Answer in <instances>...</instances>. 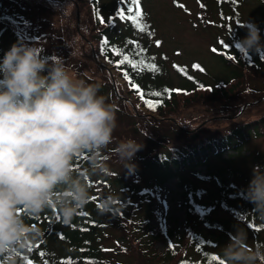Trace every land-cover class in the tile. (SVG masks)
Here are the masks:
<instances>
[{
    "label": "trees",
    "instance_id": "trees-1",
    "mask_svg": "<svg viewBox=\"0 0 264 264\" xmlns=\"http://www.w3.org/2000/svg\"><path fill=\"white\" fill-rule=\"evenodd\" d=\"M145 1L140 0L142 17L139 21L129 18L135 15L136 8L130 0L74 2L75 8L83 9L89 19L91 36L96 41L93 49L95 61L100 65L101 61L110 64L124 79L125 89L122 94L116 91L111 79L97 82L83 75V80L99 85L98 94L115 106L117 126L121 120H126L127 125H131L133 131L140 135V141L151 145L149 149L140 148L135 154L141 163L142 179L130 183L116 174L114 149L117 144L113 142L101 154V158L106 159L110 174L92 177L91 198L83 209L78 210L70 224L62 223L55 208H47L37 217L25 216V223L38 227L42 236L36 243L29 244L31 251L28 246L24 251L0 255V264H8L13 257L17 264H26L25 258L31 260L32 264H44L45 260L48 264H61L62 261H71L72 264H218L224 247L222 244L228 243L230 234H235L234 222L237 221L252 234V245L264 244V221L252 212L254 205L245 197L248 182H237L245 173L233 162L241 155L222 157L221 151L222 147L241 151L252 137L264 135V95L260 101L256 100L238 114L235 111L234 116H225V107L218 103L222 101L221 98L235 97L236 92L243 88L251 90L248 86L251 73L264 70V52L242 55L235 47V41L239 38L235 33V24L239 21L237 6L241 1L197 0L206 22L209 19L205 18L204 11L221 17L218 23L223 24L224 28L228 25L224 34H220L215 39L217 42L211 46L212 53L226 71V78L197 75L205 73V66L199 62L195 64L204 71L194 67L190 70L181 63H173L174 74L180 79L178 85L172 81L165 55L153 49L158 39H154V24ZM129 7L133 9L132 12H128ZM120 10L125 13L123 18L119 15ZM35 18L23 1L0 0V59L13 44L39 46L42 56L52 57L51 52H43V48L53 42V35L44 30L35 32L28 29ZM141 26L144 27L143 31L140 30ZM33 35L31 39L29 36ZM124 56L144 63H138L136 68L127 62L121 64ZM147 64H155L156 67L150 69L146 67ZM125 73L128 79H125ZM126 95L132 97L133 104L144 107L152 115L145 118L139 111H127L126 106L132 103L126 102ZM199 102L215 105L212 110L216 115L233 119L213 132H203L201 129L188 131L177 126L170 133H160L155 129L158 125L148 124L156 120L157 115L168 118L181 104L191 106ZM141 120L146 127L139 130ZM184 135L191 141L178 146L170 145ZM215 159H220L223 165L213 167L211 162ZM74 166L80 168L81 160H76ZM198 166L206 167L204 175L195 172ZM255 166L264 168V159L256 160ZM186 170L192 171V178L182 174ZM146 173L148 176L144 179ZM171 177H175L183 189L186 224L178 236L177 245L157 251L154 244L160 234L152 232L148 222L154 214L155 193ZM109 194L119 197L117 210L101 214L97 205L102 197ZM218 211L225 212L226 216H220ZM20 214H23L22 209ZM114 230H118L119 235L116 236ZM41 252L45 253L43 257ZM213 257L217 260H213Z\"/></svg>",
    "mask_w": 264,
    "mask_h": 264
},
{
    "label": "clouds",
    "instance_id": "clouds-1",
    "mask_svg": "<svg viewBox=\"0 0 264 264\" xmlns=\"http://www.w3.org/2000/svg\"><path fill=\"white\" fill-rule=\"evenodd\" d=\"M239 26L246 35L235 41L237 50L264 52L258 26L249 19ZM99 89L70 74L61 58L42 56L39 46L13 44L0 59V255L24 251L42 236L25 216L55 208L68 225L88 204L92 177L110 174L101 154L113 143L116 110ZM141 147L122 140L114 154L131 172ZM78 159L80 168L74 166ZM245 197L264 221V168H253ZM118 199L102 197L98 211H116ZM220 256L223 264H264V244L249 245L239 228ZM8 264H17L15 257Z\"/></svg>",
    "mask_w": 264,
    "mask_h": 264
},
{
    "label": "rangeland",
    "instance_id": "rangeland-1",
    "mask_svg": "<svg viewBox=\"0 0 264 264\" xmlns=\"http://www.w3.org/2000/svg\"><path fill=\"white\" fill-rule=\"evenodd\" d=\"M22 1L25 7L29 9L31 16L36 17L31 28L28 27V29L35 32L44 30V32L53 35V42L47 44L43 48V52L50 51L51 56L61 58L69 69L70 74L75 78L83 80L84 75L97 82L111 79L115 90L121 94L123 93L125 89L124 79L111 68L110 64L99 59L101 66L95 61L93 49H95L96 41L91 36L89 19L83 9L75 8V0H50V2L45 0H19V2ZM240 1L237 6L239 21L235 24L237 26L235 33L239 38H243L246 35V30L239 26V22L249 19L260 29L261 40L264 42V0ZM145 5L148 15L154 24V39L161 41L159 46L154 43L153 49H156L159 54L163 53L165 55L167 68L175 85L180 83V79L174 74L173 63H181L191 68L196 65L195 63L199 62L205 66V73L197 75L226 78V71H224L218 57L211 50L212 43L217 42L215 39L220 34H224L225 28L228 27L227 24L224 28L223 24L218 23L221 17H218L216 13L212 14L204 11L205 18L209 19L206 22L200 13L201 6L197 0H146ZM180 5H183V7ZM19 32L21 33V31ZM29 37L33 39L34 35ZM190 70L193 69L191 68ZM108 75H110V78ZM248 86L251 87V90L243 88V90L236 92L233 98L220 99L222 101L218 103L223 104L222 106L225 107V116H234L243 111L248 105H251L256 100L260 101L264 97V70L258 73L252 72L248 80ZM125 99L127 103H132V97L126 95ZM207 104L205 102H199L191 106L181 104L176 112L170 114L168 118H161L157 115L155 116L156 120L149 121L148 124L151 126L158 125L159 127L155 129L160 133H170L173 127L177 126L188 131L201 129L203 132H213L224 127L233 119L216 115L215 111L212 110L215 105ZM125 109L129 112L132 111V113L139 111L145 115V118H148V115H152L144 107L133 103L132 105L128 104ZM235 111H237L236 114L234 113ZM234 119L237 120L236 117ZM143 120L139 121V130L146 127L145 123H141ZM132 128L131 125H127L126 120H121L114 131L116 136L113 133V142L118 144L122 140L133 139L140 143L143 148L149 149L151 145L146 144L145 141H140V135L134 132ZM186 141L191 140L187 135H184L180 140L170 145L178 146ZM221 151L223 153L222 157H226L229 154L241 155L233 162L245 173L243 178L237 182L244 183L246 181L249 184L255 161L259 158L264 159V135L258 138L252 137L241 151H237L233 147H222ZM141 153L144 152L142 151ZM114 159L116 160L114 165L116 174L123 181L132 183L142 179V168L138 157L134 156L131 161L134 165V169L131 172L124 168L123 162L116 155ZM221 164L222 161L220 159H215L211 162L213 167L221 166ZM206 170L205 166H198L195 172L198 175H204ZM182 174L185 177L192 178V171L190 170H186ZM146 176H148L147 173L144 174V179ZM228 180L230 181L231 179ZM207 181L203 182L210 185ZM205 183L204 185H206ZM155 194L152 206L154 214L148 222V228L152 232L160 234L154 247L157 251H163L170 245H177L178 236L185 228L183 189L179 187L176 178L171 177L160 186V189ZM218 214L226 216L223 211H218ZM239 228H243V226L238 221L234 222L233 231L236 232ZM246 232L247 243L252 245V234L248 231ZM113 233L116 236L119 235L118 230H114ZM226 244L224 242L222 246ZM134 264H137V262H134Z\"/></svg>",
    "mask_w": 264,
    "mask_h": 264
},
{
    "label": "snow or ice",
    "instance_id": "snow-or-ice-1",
    "mask_svg": "<svg viewBox=\"0 0 264 264\" xmlns=\"http://www.w3.org/2000/svg\"><path fill=\"white\" fill-rule=\"evenodd\" d=\"M130 3L132 5H135L136 8H135V15L134 16H131L129 18L132 19V20H134V21H139L140 18L142 17V12L140 10V0H130ZM180 6L183 7V5H180ZM132 11H133V9L131 7H129L128 8V12H132ZM119 15L121 16V18H123L124 15H125L124 11L123 10H120ZM101 22H103L102 19H101ZM140 30L143 31L144 30V27L141 26V29ZM105 43H107V42H105ZM156 44H157V46H159L161 44V41L160 40H157L156 41ZM102 51H103V47H102ZM213 51H215V49H213ZM177 55H179V53H177ZM125 62L131 64V66L133 68H136L138 63H144V61H132V60L129 59L128 56H124V58L120 61L121 64H123ZM146 67H148L150 69H155L156 66H155V64H147ZM193 67L198 68L200 71H204V69L202 67H200V65H198V64L197 65H194ZM189 78L191 79V77H189ZM125 79H128V74L127 73H125ZM165 91H167V90H165ZM153 95L159 96L160 93H153ZM57 218H59V217H57ZM37 247H38V245H37ZM28 250L29 251L32 250L31 246H29V249ZM40 255H41V257H43L45 255V253L41 252ZM212 259L213 260H217L216 257H213ZM25 260H26V264H32V261L31 260H27V258H25ZM44 264H48V261L45 260L44 261ZM61 264H72V262L71 261H62ZM218 264H223V261L222 260H219L218 261Z\"/></svg>",
    "mask_w": 264,
    "mask_h": 264
}]
</instances>
